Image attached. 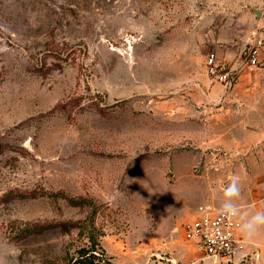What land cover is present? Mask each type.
<instances>
[{
    "label": "rangeland",
    "instance_id": "obj_1",
    "mask_svg": "<svg viewBox=\"0 0 264 264\" xmlns=\"http://www.w3.org/2000/svg\"><path fill=\"white\" fill-rule=\"evenodd\" d=\"M262 142L264 0H0V264H264L183 235L233 174L264 202Z\"/></svg>",
    "mask_w": 264,
    "mask_h": 264
},
{
    "label": "built area",
    "instance_id": "obj_2",
    "mask_svg": "<svg viewBox=\"0 0 264 264\" xmlns=\"http://www.w3.org/2000/svg\"><path fill=\"white\" fill-rule=\"evenodd\" d=\"M258 48H251L247 54L249 66H256ZM206 71L222 84L224 92L233 81L235 71L224 60L209 55L206 59ZM219 206L202 203L197 206L190 220L183 226L186 241L195 244L200 252L213 262L231 260L240 257L242 239L237 230V219L221 215ZM243 255V254H242Z\"/></svg>",
    "mask_w": 264,
    "mask_h": 264
},
{
    "label": "clouds",
    "instance_id": "obj_3",
    "mask_svg": "<svg viewBox=\"0 0 264 264\" xmlns=\"http://www.w3.org/2000/svg\"><path fill=\"white\" fill-rule=\"evenodd\" d=\"M242 188L241 176L233 174L227 184L222 186L218 211L229 219H239L240 232L245 241L251 243L255 237L264 232V209L245 211L239 203L242 197Z\"/></svg>",
    "mask_w": 264,
    "mask_h": 264
},
{
    "label": "crops",
    "instance_id": "obj_4",
    "mask_svg": "<svg viewBox=\"0 0 264 264\" xmlns=\"http://www.w3.org/2000/svg\"><path fill=\"white\" fill-rule=\"evenodd\" d=\"M246 77H247L246 75L243 76L244 79H247ZM262 136H263V133H258V131L245 130L243 132L242 138H240L239 140L237 139L236 140L237 142L234 140L233 144L235 145L237 143L236 144L237 148H241V149H239V151H243L244 149L247 148V146L250 147L252 144H254V143L258 142V141L261 142ZM263 147H264V142H262L260 144V147H258V149L254 150V152L256 153L257 156L261 157L262 155H264V149H262ZM249 197H250V195H249ZM245 200L246 199L242 195V197H241V199L239 201L241 207L245 211L251 212V211L258 210V209H264V202L248 205V204L245 203L246 202ZM237 221L240 223L239 219H237ZM239 234H241L240 227H239Z\"/></svg>",
    "mask_w": 264,
    "mask_h": 264
},
{
    "label": "trees",
    "instance_id": "obj_5",
    "mask_svg": "<svg viewBox=\"0 0 264 264\" xmlns=\"http://www.w3.org/2000/svg\"><path fill=\"white\" fill-rule=\"evenodd\" d=\"M64 264H102L94 260V255L92 253L87 254L85 249H80L77 252L76 257L70 258ZM105 264H112L110 261H106Z\"/></svg>",
    "mask_w": 264,
    "mask_h": 264
},
{
    "label": "water",
    "instance_id": "obj_6",
    "mask_svg": "<svg viewBox=\"0 0 264 264\" xmlns=\"http://www.w3.org/2000/svg\"><path fill=\"white\" fill-rule=\"evenodd\" d=\"M255 12H257V11L255 10Z\"/></svg>",
    "mask_w": 264,
    "mask_h": 264
}]
</instances>
